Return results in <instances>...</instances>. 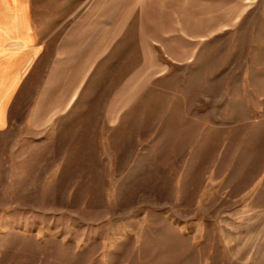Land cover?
Segmentation results:
<instances>
[{
    "label": "rangeland",
    "instance_id": "rangeland-1",
    "mask_svg": "<svg viewBox=\"0 0 264 264\" xmlns=\"http://www.w3.org/2000/svg\"><path fill=\"white\" fill-rule=\"evenodd\" d=\"M72 2L28 0L35 30ZM123 50L41 130L23 123L39 68L10 96L0 264H264V0L111 123Z\"/></svg>",
    "mask_w": 264,
    "mask_h": 264
},
{
    "label": "crops",
    "instance_id": "crops-1",
    "mask_svg": "<svg viewBox=\"0 0 264 264\" xmlns=\"http://www.w3.org/2000/svg\"><path fill=\"white\" fill-rule=\"evenodd\" d=\"M27 1L0 0V130L15 124L7 102L38 68L40 80L23 119L31 130L71 111L91 78L130 45L135 61L107 102L112 123L170 64L197 60L204 45L237 28L259 2L73 0L40 33Z\"/></svg>",
    "mask_w": 264,
    "mask_h": 264
}]
</instances>
